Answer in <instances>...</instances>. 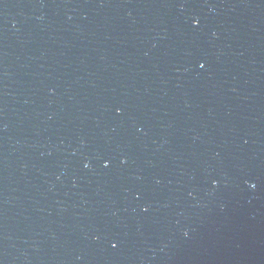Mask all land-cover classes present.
<instances>
[{
    "label": "water",
    "instance_id": "1",
    "mask_svg": "<svg viewBox=\"0 0 264 264\" xmlns=\"http://www.w3.org/2000/svg\"><path fill=\"white\" fill-rule=\"evenodd\" d=\"M0 264H264V0H0Z\"/></svg>",
    "mask_w": 264,
    "mask_h": 264
}]
</instances>
